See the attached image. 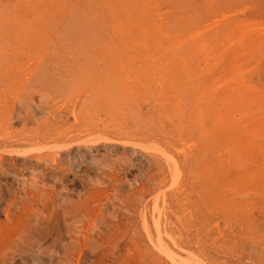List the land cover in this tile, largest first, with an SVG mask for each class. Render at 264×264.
I'll return each mask as SVG.
<instances>
[{
	"label": "rangeland",
	"instance_id": "1",
	"mask_svg": "<svg viewBox=\"0 0 264 264\" xmlns=\"http://www.w3.org/2000/svg\"><path fill=\"white\" fill-rule=\"evenodd\" d=\"M104 1L0 0V264H264V0Z\"/></svg>",
	"mask_w": 264,
	"mask_h": 264
},
{
	"label": "bare ground",
	"instance_id": "2",
	"mask_svg": "<svg viewBox=\"0 0 264 264\" xmlns=\"http://www.w3.org/2000/svg\"><path fill=\"white\" fill-rule=\"evenodd\" d=\"M97 1H100V0H97ZM102 1H104V0H101V3H103ZM118 1H120V0H118ZM123 1H126V0H123ZM135 1V0H134ZM133 1V2H134ZM18 3H19V1H17ZM17 2H15L14 3V1H13V3L15 4L14 5V7L15 6H18V5H21V2H20V4H18L17 5ZM87 2V1H86ZM104 2H107L106 0L104 1ZM142 2V1H141ZM96 3V2H95ZM126 3V2H125ZM136 3H137V1H136ZM105 4V3H104ZM122 4V3H121ZM144 4V3H143ZM99 5V4H98ZM101 5V4H100ZM137 5H139V3H137ZM142 5V4H141ZM141 5H139V7L141 6ZM22 7V9L20 8V6H19V8L18 7H16V9H17V11H23V5H21ZM97 6V5H96ZM104 6V5H103ZM109 6V5H108ZM123 6H124V3H123ZM129 6V5H128ZM127 5H125L124 7L126 8V7H128ZM9 7V6H8ZM52 7V6H51ZM93 7V6H92ZM98 7V6H97ZM135 7V6H134ZM138 7V6H137ZM25 8H27V7H25L24 6V9ZM42 8L43 7H41L40 9L42 10ZM48 8V7H47ZM110 8V7H109ZM108 7H107V5H106V8H105V6H104V8L103 9H109ZM129 8V7H128ZM141 8V7H140ZM143 8V7H142ZM18 9H21V10H18ZM39 9V8H38ZM39 9V10H40ZM50 9V8H49ZM41 10H40V13H41ZM46 11H47V9H45ZM58 10H61V8H59ZM88 10V9H87ZM86 10V11H87ZM90 10H91V8H90ZM98 10V9H97ZM44 11V10H43ZM46 11H44L43 13H46ZM89 11V10H88ZM88 11L86 12V13H88ZM106 11V10H105ZM109 11V10H108ZM84 12V11H83ZM91 11H89V13H90ZM39 13V12H38ZM59 13V14H58ZM60 13L62 14V11L61 12H57V16L59 17V15H60ZM69 13H71V11L69 12ZM85 13V12H84ZM56 14V13H55ZM38 16H41V15H39V14H37ZM2 16V15H1ZM13 16V15H12ZM46 16V15H45ZM45 16H43V17H45ZM56 16V15H55ZM46 18V17H45ZM90 18V17H89ZM94 18V17H93ZM193 19V18H192ZM60 20V19H59ZM58 20V21H59ZM72 21V20H71ZM79 21V20H78ZM78 21H76V22H78ZM94 21V20H93ZM76 22H74V23H76ZM79 22H85V21H79ZM78 22V23H79ZM86 22H91L89 19H86ZM22 23V22H21ZM68 23H69V21H68ZM138 23V22H137ZM47 24V23H46ZM53 24H54V22H53ZM103 24V23H102ZM74 25V24H73ZM32 31H33V29H32ZM32 31H30V32H32ZM38 30H36V32H37ZM39 31H42V30H39ZM55 31V30H54ZM222 31V30H221ZM35 32V30L33 31V33ZM36 32H35V37H34V34L32 35V38L34 37V38H39L38 39V41L36 40V39H34V40H36V42H37V45L38 44H40V42H39V40H40V37H39V35H41L42 33H44V32H40V34L39 33H37V34H39L38 36H36L37 34H36ZM196 32V31H195ZM43 36H45L46 37V35L45 34H42ZM41 35V36H42ZM56 36V35H55ZM57 36H59V35H57ZM45 37L43 38L44 40H45ZM188 37V36H187ZM31 38V37H30ZM41 38V40H42V42H43V39ZM39 42V43H38ZM231 43V42H230ZM34 44H35V42H34ZM44 44H46V43H44ZM41 45V44H40ZM184 46V45H183ZM25 47V46H24ZM63 53V52H62ZM84 53V52H83ZM142 54V53H141ZM123 58L125 57V56H122ZM142 57V56H141ZM126 58V57H125ZM143 58V57H142ZM129 58H127L126 60L125 59H123L122 61H121V59H119V58H117L116 59V61H107V62H105V64L107 65V67L106 68H110V67H116V68H118L120 71L118 72V73H116L115 74V78H114V80L113 79H111L110 81H108V82H103V83H99V84H90L91 86H89L88 85V87L90 88V89H94L95 91H98L101 95H103V97H105L106 99H109L108 98V95H109V93L112 91V90H114V87L116 88V89H118L119 91H125L126 93L125 94H130V91H131V86H128L127 85V83H125V80H123V78L125 77V75H127V73L129 72L128 70H127V68H129V67H127V66H125V67H127L126 69L125 68H120V66L122 65V64H124V63H129ZM5 61V60H4ZM215 61H217V60H215ZM55 62V61H54ZM99 62L100 61H83V60H79V64H80V68H84V66L85 67H88L87 69H89V68H94L95 69V65H97L98 66V64H99ZM57 63V62H56ZM78 63H76V64H78ZM98 63V64H97ZM71 64V63H70ZM78 64V65H79ZM121 64V65H120ZM180 64V63H179ZM41 65V64H40ZM75 65V64H74ZM93 65V66H92ZM105 65V66H106ZM129 65V64H128ZM47 66V69H48V66L50 67V65H46ZM66 68L65 69H67L68 70V68H70V67H68V65H64ZM83 66V67H82ZM92 66V67H91ZM123 66V67H124ZM129 66H131V65H129ZM27 67V66H26ZM62 67V66H61ZM40 68V67H39ZM43 68V67H42ZM51 68V67H50ZM49 68V69H50ZM55 68V67H54ZM80 68H77L76 67V65H75V67H72V68H70L71 69V74H72V76H74V82L78 79V77H79V75L81 74L80 72H78V74H77V69H79V71H80ZM98 68V67H97ZM103 68V67H102ZM221 68V67H220ZM219 68V69H220ZM37 69V68H36ZM64 69V68H63ZM64 69V70H65ZM104 69V68H103ZM77 70V71H76ZM130 70V69H129ZM218 71V70H217ZM68 72H69V70H68ZM238 72V71H237ZM239 73V72H238ZM237 73V74H238ZM44 74V73H43ZM42 74V75H43ZM49 75V74H48ZM47 75V76H48ZM61 75H62V73H61ZM67 76V75H66ZM81 76V75H80ZM43 77V76H42ZM63 77H65V75L63 74V76H62V78ZM46 78V77H45ZM73 78V77H72ZM54 79V78H53ZM59 79V78H58ZM57 78H55V80H56V82H57V80H58ZM65 79V78H64ZM71 79V78H70ZM32 80V79H31ZM44 80V79H43ZM42 80V81H43ZM48 80V79H47ZM61 79H59L58 81H59V83H58V87L62 84H64L63 82L65 81H62V83H60L61 81H60ZM20 81V80H19ZM223 81V80H222ZM26 82V81H25ZM45 82H46V80H45ZM79 81H77V83H78ZM3 83V82H2ZM49 83H51V82H49ZM66 83V82H65ZM81 83H84V82H81ZM44 84V83H43ZM53 84V82L50 84V87H51V85ZM55 84H56V86H55ZM60 84V85H59ZM66 84H68V83H66ZM65 84V85H66ZM49 85V84H48ZM60 86L59 88H57V83H55L54 82V85H52V87L54 88V90L55 91H58L57 89H62L63 88V86ZM69 85V84H68ZM84 85H85V83H84ZM74 86V85H73ZM104 86H105V88H104ZM220 86V85H219ZM231 86V85H230ZM26 87V86H25ZM88 87H86V91L88 92ZM31 88V87H30ZM38 88V87H37ZM48 88V87H47ZM53 88L51 89V88H49L51 91L53 90ZM55 88H57V89H55ZM83 88V87H82ZM84 88H85V86H84ZM140 88V87H139ZM3 89V88H2ZM25 89V88H24ZM28 89V88H27ZM69 89V88H68ZM233 89V88H232ZM251 89V88H250ZM13 90V89H12ZM65 90V89H64ZM63 90V91H64ZM245 90V89H244ZM17 91V90H16ZM25 91V90H24ZM31 91V90H30ZM36 91V90H35ZM43 91V90H42ZM46 91V90H45ZM70 91V90H69ZM73 91H75L74 89H73ZM78 91V90H77ZM85 91V92H86ZM90 91V90H89ZM93 91V90H92ZM88 92V93H93V92ZM253 91V90H252ZM251 91V92H252ZM4 92H6L5 90H4ZM3 92V93H4ZM62 92V91H61ZM239 92H241V91H239ZM242 92H245V91H242ZM260 92V91H259ZM264 92V91H263ZM9 93V92H8ZM11 93V92H10ZM14 93V92H13ZM12 93V94H13ZM21 93V92H20ZM23 93H25V92H23ZM22 93V94H23ZM27 93V92H26ZM82 93V92H81ZM84 93V92H83ZM231 93V92H230ZM238 93V92H237ZM19 94V93H18ZM41 94V93H40ZM63 94H64V92H63ZM65 95H66V93H65ZM68 95V94H67ZM79 95V94H78ZM94 95V94H93ZM236 95V94H235ZM242 95V94H241ZM256 95V94H255ZM51 96V95H50ZM54 96V95H53ZM59 96V95H58ZM72 96V95H71ZM84 96V95H83ZM131 96V95H130ZM239 96V95H238ZM247 96V95H246ZM249 96H250V94H249ZM257 96V95H256ZM45 97H47V96H45ZM52 97V96H51ZM68 97H69V95H68ZM92 97H94V96H92ZM125 97V96H124ZM252 97V96H251ZM257 97H259V96H257ZM24 98V97H23ZM28 98V97H27ZM26 98V99H27ZM58 98V97H57ZM71 98V97H70ZM77 98V97H76ZM88 98V97H87ZM90 98V97H89ZM96 98V97H95ZM249 98V97H248ZM264 98V97H263ZM47 99V98H46ZM49 99V98H48ZM91 99V98H90ZM226 99V98H225ZM257 99V98H256ZM84 100V99H83ZM109 100H111V99H109ZM255 100V99H254ZM258 100V99H257ZM263 100V99H262ZM17 101V100H16ZM19 101V100H18ZM86 101V100H85ZM228 101V100H227ZM3 102V101H2ZM27 102V101H26ZM54 102V101H53ZM113 102V101H112ZM117 102V101H116ZM18 103V102H17ZM55 103V102H54ZM57 103V102H56ZM80 103V102H79ZM83 103V102H82ZM81 103V104H82ZM97 103V102H96ZM28 104V103H27ZM37 104V103H36ZM62 104V103H61ZM70 104V103H69ZM74 104V103H73ZM116 104V103H115ZM51 105V104H50ZM56 106H57V104H55ZM59 105V104H58ZM87 105V104H86ZM94 105V104H93ZM97 105V104H96ZM5 106V105H4ZM41 106V105H40ZM72 107V106H71ZM83 107H84V105H83ZM91 107V106H90ZM137 107H139V106H136L135 108H137ZM238 107V106H237ZM2 108V107H1ZM48 108V107H47ZM62 108V107H61ZM246 108V107H245ZM242 109H244V108H242ZM247 109V108H246ZM61 110V109H60ZM72 110V109H71ZM79 110V109H78ZM99 110V109H98ZM57 111H59V110H57ZM106 111V110H105ZM80 112H82V111H80ZM107 112V111H106ZM26 113V112H25ZM245 113V112H244ZM77 114H79V113H77ZM46 115H48V114H46ZM94 115V114H93ZM243 115V114H242ZM43 116H44V114H43ZM55 116V115H54ZM57 116V115H56ZM59 116V115H58ZM238 116V115H237ZM4 117V116H3ZM102 117V116H101ZM125 117V116H124ZM140 117V116H139ZM22 118V117H21ZM55 118V117H54ZM144 118V117H143ZM52 119V118H51ZM160 119V118H159ZM230 119V118H229ZM232 119V118H231ZM234 119V118H233ZM260 120V119H259ZM64 121V120H63ZM263 121V120H262ZM10 122V121H9ZM110 122V121H109ZM230 122V121H229ZM236 122V121H235ZM261 122V121H260ZM19 123V122H18ZM144 123V122H143ZM226 123V122H225ZM257 123V122H256ZM264 123V122H263ZM120 125V124H119ZM157 125V124H156ZM4 127V126H3ZM257 127V126H256ZM56 129V128H55ZM115 129V128H114ZM152 129V128H151ZM165 129V128H164ZM239 129V128H238ZM0 130H1V128H0ZM27 130V129H26ZM118 130V129H117ZM10 131V130H9ZM8 131V132H9ZM24 131H25V129H24ZM4 132V131H3ZM34 133H36V132H33V134ZM52 133V132H51ZM223 133V132H222ZM32 134V135H33ZM50 134V133H49ZM59 134V133H58ZM85 134V133H84ZM100 135V134H99ZM116 135V134H115ZM24 136H26V135H24ZM23 136V137H24ZM44 136V138L46 137V135H43ZM76 136V135H75ZM79 136V135H78ZM83 136V135H82ZM94 136V135H93ZM95 136H96V134H95ZM102 135H100L99 136V138L101 137ZM222 136H224L223 134H222ZM6 137V136H5ZM34 137V136H33ZM33 137H31L30 138V136H29V138L30 139H32ZM90 137V136H89ZM134 137H136V136H134ZM37 138V137H36ZM35 137H34V140L36 139ZM38 138H40V137H38ZM37 138V139H38ZM49 138V137H48ZM47 137H46V139H45V141L48 139ZM54 138V137H53ZM52 138V139H53ZM79 138V137H78ZM102 138V137H101ZM15 139V138H14ZM22 139V138H21ZM27 139V138H26ZM29 139V140H30ZM84 139V138H83ZM82 139V140H83ZM92 138H89V140H91ZM2 140H3V137H2ZM12 140V139H11ZM24 140V139H23ZM40 140V139H39ZM41 140H42V137H41ZM56 140V139H55ZM85 140V139H84ZM17 141V140H16ZM22 141V140H21ZM25 141V140H24ZM36 141V140H35ZM43 141H44V139H43ZM51 141V140H50ZM118 141V140H117ZM29 142V141H28ZM32 142V141H31ZM82 142V141H81ZM100 142V141H99ZM108 142V141H107ZM83 143H84V141H83ZM87 143V142H86ZM95 143V142H94ZM138 143V142H137ZM20 144V143H19ZM30 144V143H29ZM63 144V143H62ZM89 144V143H88ZM90 144H91V142H90ZM121 144V143H120ZM133 144H134V142H133ZM138 144H140V143H138ZM149 144V143H148ZM43 145V144H42ZM68 145V144H67ZM75 145V144H74ZM92 145V144H91ZM141 145V144H140ZM150 145H151V143H150ZM65 146H66V144H65ZM69 146V145H68ZM85 146V145H84ZM142 146V145H141ZM145 146V145H144ZM42 147V146H41ZM51 147V146H50ZM70 147V146H69ZM35 148H37V147H35ZM45 148V147H44ZM47 148V147H46ZM66 148V147H65ZM64 148V149H65ZM15 149V148H14ZM42 149V148H41ZM57 149H58V147H57ZM63 149V150H64ZM138 149H140V148H138ZM5 150H7V149H5ZM16 150V149H15ZM23 150V149H22ZM50 150V149H49ZM84 150V149H83ZM12 151V150H11ZM39 151V150H38ZM62 151V150H61ZM16 152V151H15ZM32 152V151H31ZM30 152V153H31ZM9 153H11V152H9ZM21 154V153H20ZM26 154V153H25ZM25 154H22V155H25ZM43 154V153H42ZM45 155V154H44ZM1 157V156H0ZM44 157V156H43ZM52 157V156H51ZM60 157V156H59ZM81 157V156H80ZM79 157V158H80ZM32 158V157H31ZM42 158V157H41ZM112 158V157H111ZM16 159V158H15ZM96 159V158H95ZM107 159V158H106ZM115 159V158H114ZM39 160V159H38ZM78 160V159H77ZM107 161V160H106ZM108 161H110V160H108ZM13 162V161H12ZM17 162V161H16ZM25 162H26V160H25ZM39 162V161H38ZM50 163H51V161H49ZM97 162V161H96ZM127 162V161H126ZM129 162V161H128ZM10 163H11V161H10ZM40 164V163H39ZM49 164V163H48ZM51 164H53V163H51ZM96 164V163H95ZM174 164V163H173ZM17 165V164H16ZM70 165V164H69ZM106 165V164H105ZM188 165V164H187ZM32 166V165H31ZM54 166V165H53ZM75 166V165H74ZM102 166V165H101ZM5 167V166H4ZM39 167H41V165H39ZM55 167V166H54ZM53 167V168H54ZM95 167V166H94ZM20 168V167H19ZM3 169V168H2ZM5 169V168H4ZM24 169V168H23ZM113 169V168H112ZM30 170V169H29ZM39 170V169H38ZM62 170V169H61ZM34 171H36V170H34ZM11 172V171H10ZM13 173V172H12ZM39 173V172H38ZM33 174V176L35 177L36 175V173H32ZM50 174H52V173H50ZM50 174H48V175H50ZM26 176H28V175H26ZM30 176V175H29ZM34 177H32V178H34ZM43 177V176H42ZM92 177V176H91ZM36 178H37V176H36ZM36 178H34L36 181H37V179ZM39 178V177H38ZM59 179V178H58ZM32 180V179H31ZM35 180H33V182L31 183V184H35L34 182H35ZM5 181V180H4ZM28 181V180H27ZM26 181V182H27ZM41 181V180H40ZM56 182V181H55ZM61 182V181H60ZM92 182V181H91ZM44 183V182H43ZM42 183V184H43ZM99 183V182H98ZM6 184V183H5ZM37 184V183H36ZM48 184V183H47ZM3 185V184H2ZM54 185V184H53ZM14 186V185H13ZM38 186V185H37ZM37 186H35L36 188H39V187H37ZM32 187H34V186H32ZM66 187V186H65ZM91 187H93V186H91ZM48 188V187H47ZM54 188V187H53ZM142 188V187H141ZM62 189V188H61ZM139 189V188H138ZM15 190V189H14ZM64 190V189H63ZM42 192V191H41ZM73 194V193H72ZM24 195V194H23ZM64 195V194H63ZM62 195V196H63ZM67 195V194H66ZM25 197H23V199H24ZM27 199V198H26ZM79 199V198H78ZM22 200V199H21ZM28 201V200H27ZM14 202V201H13ZM20 202V201H19ZM16 206V205H15ZM57 206V205H56ZM11 209V208H10ZM19 209V208H18ZM17 209V210H18ZM38 210V209H37ZM13 211V210H12ZM15 211V210H14ZM41 211V210H40ZM38 213H39V211H37ZM13 213V212H12ZM15 213V212H14ZM13 213V214H14ZM15 217V216H14ZM115 217V216H114ZM21 219V218H20ZM51 219V218H50ZM10 222V221H9ZM76 224V223H75ZM10 225V224H9ZM28 226V225H27ZM24 232V231H23ZM24 234V233H23ZM24 237H26V236H24ZM18 239V238H17ZM25 239V238H24ZM30 239V238H29ZM157 239V238H156ZM25 241V240H24ZM20 242V241H19ZM15 243V242H14ZM23 243V242H22ZM22 245V244H21ZM16 246V245H15ZM31 247V246H30ZM163 247V246H162ZM28 248V247H27ZM32 248V247H31ZM158 248V247H157ZM13 251V250H12ZM165 251V250H164ZM19 253V252H18ZM163 253V252H162ZM164 253H166V252H164ZM65 254V253H64ZM2 255V254H1ZM0 255V256H1ZM79 255V254H78ZM24 256V255H23ZM8 257V256H7ZM27 257V256H26ZM81 257V256H80ZM2 258V257H1ZM4 260V259H3ZM36 261V260H35ZM62 261V260H61ZM60 261V262H61ZM3 262V261H2ZM69 262V261H68ZM77 263V262H76Z\"/></svg>",
	"mask_w": 264,
	"mask_h": 264
}]
</instances>
